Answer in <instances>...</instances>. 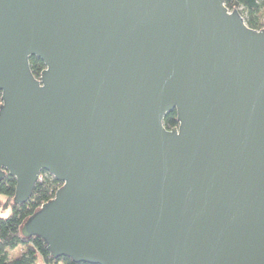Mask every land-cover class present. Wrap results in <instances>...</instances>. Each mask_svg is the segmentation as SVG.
<instances>
[{"label": "water", "instance_id": "1", "mask_svg": "<svg viewBox=\"0 0 264 264\" xmlns=\"http://www.w3.org/2000/svg\"><path fill=\"white\" fill-rule=\"evenodd\" d=\"M0 93L12 203L61 183L20 228L53 258L264 264V29L224 0H0Z\"/></svg>", "mask_w": 264, "mask_h": 264}, {"label": "trees", "instance_id": "2", "mask_svg": "<svg viewBox=\"0 0 264 264\" xmlns=\"http://www.w3.org/2000/svg\"><path fill=\"white\" fill-rule=\"evenodd\" d=\"M224 3L229 10L237 9L250 28L264 29V0H224ZM29 67L34 77L39 78L44 64L32 56L29 58ZM163 125L168 130L178 125L175 110L166 113ZM15 184V179L9 175L0 180V195L7 200L5 208L10 209L7 216H0V264H87L75 263L67 256L53 258L40 237H25L20 232L23 222L54 197L61 183L42 170L32 194L22 204L12 203Z\"/></svg>", "mask_w": 264, "mask_h": 264}, {"label": "rangeland", "instance_id": "3", "mask_svg": "<svg viewBox=\"0 0 264 264\" xmlns=\"http://www.w3.org/2000/svg\"><path fill=\"white\" fill-rule=\"evenodd\" d=\"M7 202V200L4 198V196L0 195V216L5 217L9 214L10 209L9 208H5L7 204H5Z\"/></svg>", "mask_w": 264, "mask_h": 264}]
</instances>
